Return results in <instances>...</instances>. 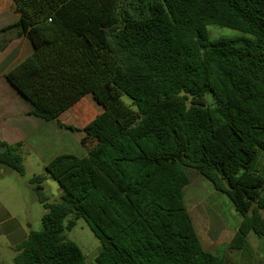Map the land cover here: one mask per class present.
I'll use <instances>...</instances> for the list:
<instances>
[{
	"label": "trees",
	"instance_id": "16d2710c",
	"mask_svg": "<svg viewBox=\"0 0 264 264\" xmlns=\"http://www.w3.org/2000/svg\"><path fill=\"white\" fill-rule=\"evenodd\" d=\"M33 51L5 77L57 120L91 93L102 110L83 127L87 155L61 154L32 179L43 228L15 264H89L65 232L83 218L101 242L97 264H228L204 248L184 201L187 168L241 216L226 249L264 239V0H11ZM237 38L211 39L209 27ZM131 99L133 109L122 99ZM22 142L0 139V170L24 175ZM58 182L62 200L42 191ZM70 220V218H72Z\"/></svg>",
	"mask_w": 264,
	"mask_h": 264
},
{
	"label": "rangeland",
	"instance_id": "374dc122",
	"mask_svg": "<svg viewBox=\"0 0 264 264\" xmlns=\"http://www.w3.org/2000/svg\"><path fill=\"white\" fill-rule=\"evenodd\" d=\"M17 20L11 0H0V30ZM209 32L211 39L242 35L239 31L217 26H210ZM4 47L9 49L3 52L1 49ZM28 47L29 42H20L16 29L0 34V139L11 144L21 139L18 142L23 143L25 165L24 175L9 168L0 170V264H15L17 246L30 232L43 228L42 218L46 210L40 201L38 185L32 179L44 175L46 165L61 154L86 156L87 149L81 143L85 136L82 129L105 109L102 102L103 109H100L96 93L86 96L59 118L65 125L74 126L77 129L74 131L60 127L57 120L45 121L36 116L28 118L32 105L4 75L12 66V58L18 55L19 48L25 52L17 57L15 63L25 56ZM122 99L135 109L130 98L123 96ZM253 169L264 176L262 150L257 154ZM187 171L190 182L184 189V201L204 248L225 255L228 264H264V239L253 234L244 249H226L237 219H242V216L236 212L229 197L217 191L209 179L192 168H187ZM42 191L50 204L62 200L63 190L52 178L44 181ZM262 214L264 216V211ZM64 235L82 249L89 264H97L95 259L101 250V242L83 218L76 220L74 228Z\"/></svg>",
	"mask_w": 264,
	"mask_h": 264
},
{
	"label": "crops",
	"instance_id": "0c3cea01",
	"mask_svg": "<svg viewBox=\"0 0 264 264\" xmlns=\"http://www.w3.org/2000/svg\"><path fill=\"white\" fill-rule=\"evenodd\" d=\"M19 40H20V42L21 41H23V43L24 42H29V47H28V49H26L28 52H26L25 53V56L20 60V61H22L25 57H27L29 54H31L32 53V51H33V46H32V44L30 43V41L27 39V38H19ZM7 43V42H6ZM10 44V43H9ZM9 48H6V47H4L3 49H1V50H3V52H6V50H8ZM20 50L18 51V55L17 56H15V57H13L12 59H13V62L17 59V57L20 55V54H24V49H22V48H19ZM0 50V51H1ZM19 61V62H20ZM11 63L10 65H12V66H9V68H8V70H6L5 72H4V75L13 67V66H15L17 63H19V62H17V63ZM31 110H32V108L31 109H29V113H27V116H28V118H30V116H34V115H31L30 114V112H31ZM23 114V113H22ZM26 116V115H25ZM18 141H21V139L20 140H18ZM18 141H16V142H14L13 144H15V143H17ZM11 144V143H10ZM238 220V223H237V226H236V228H234V230H233V232L231 233V237H230V240L228 241V243L232 240V238L234 237V235H235V233L237 232V230H238V228H239V226H240V224H241V221H242V219H237ZM195 226V225H194ZM196 228V227H195ZM251 237V235L249 236V238ZM248 238V239H249ZM209 251V250H208Z\"/></svg>",
	"mask_w": 264,
	"mask_h": 264
}]
</instances>
